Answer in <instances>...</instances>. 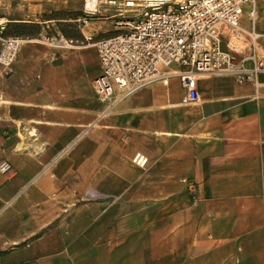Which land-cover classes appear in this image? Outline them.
Wrapping results in <instances>:
<instances>
[{
    "label": "crops",
    "instance_id": "0c3cea01",
    "mask_svg": "<svg viewBox=\"0 0 264 264\" xmlns=\"http://www.w3.org/2000/svg\"><path fill=\"white\" fill-rule=\"evenodd\" d=\"M18 53L0 78V264H264V82L205 75L186 102L169 75L111 105L98 58Z\"/></svg>",
    "mask_w": 264,
    "mask_h": 264
},
{
    "label": "built area",
    "instance_id": "2783aa9c",
    "mask_svg": "<svg viewBox=\"0 0 264 264\" xmlns=\"http://www.w3.org/2000/svg\"><path fill=\"white\" fill-rule=\"evenodd\" d=\"M79 19L87 24L110 4L112 35L86 39L45 28L37 36L5 35L0 48V78L15 71L21 45L43 41L81 49L98 58L103 71L94 81L100 99L116 105L137 89L178 75L186 88L184 101L199 100L202 76L228 73L239 81L264 82V32L259 29L264 0H96ZM102 15H105L102 13ZM11 168L0 163L2 172Z\"/></svg>",
    "mask_w": 264,
    "mask_h": 264
},
{
    "label": "rangeland",
    "instance_id": "374dc122",
    "mask_svg": "<svg viewBox=\"0 0 264 264\" xmlns=\"http://www.w3.org/2000/svg\"><path fill=\"white\" fill-rule=\"evenodd\" d=\"M109 7V3L103 4L101 13L84 25L79 19L85 14V0H0V18L4 21L0 23V48L7 34L21 31L37 36L44 28L53 34L62 31V24L81 40L86 39V33L97 38L112 35L115 20L109 17ZM260 13L259 27L264 32V5Z\"/></svg>",
    "mask_w": 264,
    "mask_h": 264
},
{
    "label": "trees",
    "instance_id": "16d2710c",
    "mask_svg": "<svg viewBox=\"0 0 264 264\" xmlns=\"http://www.w3.org/2000/svg\"><path fill=\"white\" fill-rule=\"evenodd\" d=\"M61 29H62V31H63V34L64 35H66V36H70V37H72V36H77L76 34H74V33H71V31L70 30H68L66 27H65V25H61ZM7 35H18V36H20V35H23V36H31L32 34H28V33H24V32H19V33H10V34H7ZM33 36V35H32ZM78 39H80V37L78 36Z\"/></svg>",
    "mask_w": 264,
    "mask_h": 264
},
{
    "label": "bare ground",
    "instance_id": "6f19581e",
    "mask_svg": "<svg viewBox=\"0 0 264 264\" xmlns=\"http://www.w3.org/2000/svg\"><path fill=\"white\" fill-rule=\"evenodd\" d=\"M86 4L88 7H90L91 9H95L96 5H97V2L96 0H85ZM0 23H4V21L2 20V18H0ZM71 45H67L66 44V48H69L70 49Z\"/></svg>",
    "mask_w": 264,
    "mask_h": 264
}]
</instances>
